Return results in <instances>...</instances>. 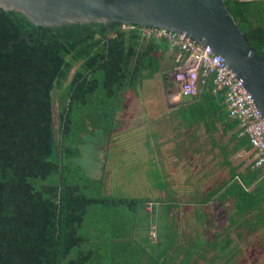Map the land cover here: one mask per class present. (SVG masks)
Returning a JSON list of instances; mask_svg holds the SVG:
<instances>
[{
	"label": "trees",
	"instance_id": "16d2710c",
	"mask_svg": "<svg viewBox=\"0 0 264 264\" xmlns=\"http://www.w3.org/2000/svg\"><path fill=\"white\" fill-rule=\"evenodd\" d=\"M223 1L264 59V0ZM23 34L34 42L19 40ZM167 55L177 57L172 68L187 56L144 36L135 25L91 22L36 29L23 13L0 7V264L191 262L192 248L180 257L168 225L154 220L156 207L147 210L149 203L195 201L183 194L188 181H165L160 168L137 166L135 173L150 179L153 193L140 185L118 194L119 183L110 181L105 163L100 176L90 177L76 161L86 135L101 132L108 145L128 141L130 121L122 114L142 80L160 74L165 88L177 90L165 72ZM198 85L199 92L176 111V123L165 127L201 126L211 134L224 129L233 151L253 148L227 110L224 90L213 93V77ZM172 138L181 146L190 141L177 132Z\"/></svg>",
	"mask_w": 264,
	"mask_h": 264
},
{
	"label": "crops",
	"instance_id": "0c3cea01",
	"mask_svg": "<svg viewBox=\"0 0 264 264\" xmlns=\"http://www.w3.org/2000/svg\"><path fill=\"white\" fill-rule=\"evenodd\" d=\"M171 59L174 63L177 57ZM173 93L164 94V105L159 107L155 100L142 101L139 95L128 97L122 114L131 119L126 130L130 136L129 144H126L129 145L128 154L118 156L121 143L112 145L114 149L119 148L115 150L105 143L99 153L102 166L111 150L114 151L111 160L119 166L144 162L145 167L148 164L161 167L162 175L167 177L165 181L170 178L189 182L182 191L194 196L195 201L187 202L178 197L181 202L173 206L161 202L147 206L151 212L156 207L158 214V210L164 208V214L172 222L166 224V228L175 236L179 256L184 257L189 248L195 252L189 264H228L231 261L232 264H264V175L254 166L255 150L240 147L233 151L230 132L225 135L224 129L211 134L201 126L182 127L178 131H171V126V130L165 127L169 118L170 124L176 123L175 114L181 103L191 100L190 97L171 95ZM144 103L150 111L145 130L136 127L142 121L137 118L138 114L129 117L124 114L127 106H143ZM175 132L190 141L181 146L176 142L177 138H172ZM138 136H143L145 141L148 138L147 142L131 144ZM153 225L156 229V224ZM221 246L224 259L219 260Z\"/></svg>",
	"mask_w": 264,
	"mask_h": 264
},
{
	"label": "water",
	"instance_id": "95a60500",
	"mask_svg": "<svg viewBox=\"0 0 264 264\" xmlns=\"http://www.w3.org/2000/svg\"><path fill=\"white\" fill-rule=\"evenodd\" d=\"M4 10L23 13L36 27L113 22L186 32L209 45L251 93L264 119V59L244 37L223 0H0ZM34 41L23 34L19 40ZM189 58L185 68L194 67ZM179 95L175 92L171 95Z\"/></svg>",
	"mask_w": 264,
	"mask_h": 264
},
{
	"label": "built area",
	"instance_id": "2783aa9c",
	"mask_svg": "<svg viewBox=\"0 0 264 264\" xmlns=\"http://www.w3.org/2000/svg\"><path fill=\"white\" fill-rule=\"evenodd\" d=\"M123 28L133 27L122 24ZM142 34L165 41L171 49L185 53L186 58L176 64L170 71L171 81L175 82L181 97H191L199 92L198 80L204 83L209 75L213 77V93L223 91L224 101L231 116L239 120L242 127L240 134L249 137L252 147L256 150L254 166L261 168L264 175V119L257 109L251 93L243 81L228 67L224 58L214 54L209 45L202 47L186 32H176L160 27L141 28ZM196 59L194 67L185 68L189 58ZM152 235L155 236L154 231Z\"/></svg>",
	"mask_w": 264,
	"mask_h": 264
},
{
	"label": "rangeland",
	"instance_id": "374dc122",
	"mask_svg": "<svg viewBox=\"0 0 264 264\" xmlns=\"http://www.w3.org/2000/svg\"><path fill=\"white\" fill-rule=\"evenodd\" d=\"M167 58L165 59L164 62V66L166 68L165 72L170 71L172 69L173 66V62L172 59L169 58V55L166 56ZM168 76H169V72H168ZM168 80L170 79V76L168 77ZM176 92V88L174 87H168L165 88L162 82V78L160 74H155L152 78L150 79H144L141 82V85L138 86L136 93L137 95H139L141 98H143L142 101H150V100H155V102L157 103L156 105L159 107L162 104V96L164 94H170ZM134 93V92H133ZM132 94V93H131ZM135 95V94H133ZM55 95H54V99H55ZM151 104V102H150ZM147 104L144 103L143 106L141 105H137V106H127L126 110L124 112V114L127 115V117H129V115H135L138 114V119H142L141 121V125H142V129L145 130L146 126V122L148 121V117H149V110L147 111ZM141 109L143 110L142 112ZM139 110V111H138ZM168 117H172V116H168ZM129 121H131V119L128 118ZM145 123V124H144ZM170 124V118L169 121L167 122V125ZM86 141L85 143L80 145V149H81V156L77 158V162L83 167V169L85 170V172L87 173V175H89L90 177H98L101 175V168H102V161H100L99 159V153H100V148L102 147V145H104L106 143V140L103 138V135L101 134V132H96L94 135H86L85 137ZM144 137L141 136L140 138L137 137L136 140L134 138V140H132L131 144L134 143H138V144H143L144 142H147L148 138H146V141L143 140ZM140 140V141H139ZM155 142V141H154ZM117 143H121V148L122 150H118V156L120 157H125L127 156L128 152L126 151V149L129 147V145L126 146V144H129L128 141H114L111 142L110 144V149L112 148L113 150H115L116 148L119 149L118 147H114L112 145H115ZM114 151L109 150V154H108V160L105 162V165L107 166L106 168L108 170L111 171V176H109V179L111 182H118L119 183V188L117 189L118 194L122 193L121 191L124 189L125 191L129 192L130 188H137L140 185L142 186V191L144 192L145 189V193H153L154 188H152L151 183H148L150 181V179H148L147 176L143 177L142 179L140 177H138L135 173V171L137 170L136 168L138 167H144L145 168V163L141 162L138 165L133 164H129V166H125L124 168H120V166L114 162L112 159V155H113ZM126 164V161H125ZM121 165V164H120ZM138 166V167H137ZM161 168V167H160ZM162 169V168H161ZM147 170V169H146ZM114 173V174H113ZM118 173V175L116 174ZM142 181L144 182V184H136L135 181ZM151 179L154 180H158L159 178L156 177L154 179V177H152ZM149 180V181H147ZM130 181V182H128ZM172 182V181H171ZM121 183V184H120ZM164 208H160L158 210V212H160V214L157 213L156 217L154 218L155 222L163 225L166 224H171V218L168 215L164 214ZM161 226V225H160ZM142 233V234H141ZM141 233L138 234V237H141L142 235H144V231H141ZM167 233H171V231H167Z\"/></svg>",
	"mask_w": 264,
	"mask_h": 264
}]
</instances>
